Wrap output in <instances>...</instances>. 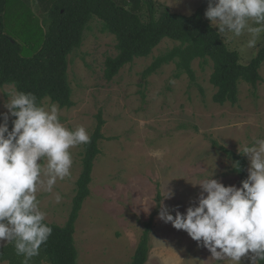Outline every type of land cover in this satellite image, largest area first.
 <instances>
[{
    "label": "rangeland",
    "instance_id": "obj_1",
    "mask_svg": "<svg viewBox=\"0 0 264 264\" xmlns=\"http://www.w3.org/2000/svg\"><path fill=\"white\" fill-rule=\"evenodd\" d=\"M56 1L8 0L5 31L22 44L23 54L32 55L41 47L48 13ZM114 1L144 19L148 16L146 0ZM154 1L159 11L167 6L173 12L187 15L204 2ZM223 38L231 49L239 52L241 62L248 63L262 45L264 34L251 49L245 46L247 35L233 37L229 33ZM178 44L173 39H164L149 56L136 58L108 80L104 75L105 62L108 56L117 53L116 38L103 30L100 19L94 18L85 30L82 45L68 58L73 106L61 107L50 98L44 100L45 107L51 103L58 105L60 120L69 129L82 125L91 136L99 116L104 121L91 194L76 222L79 264H131L145 223L150 221L153 228L147 264H216L206 248L184 230L163 222L158 214L161 205L170 210L178 206L182 214L196 205L202 191L197 183L203 179L241 186L233 171L235 161L215 142L240 153L255 139H264V63L256 93L250 84L242 82L238 103L219 104L213 99L216 87L210 81L211 60L192 62L195 82L186 73L177 76L174 62L145 75L156 57ZM16 91L13 85L0 86V113L7 112L4 105ZM70 151L73 158L70 177L57 180L51 193H37L46 220L60 225L67 222L72 209L84 144ZM154 152H162L163 157L151 155ZM166 192L174 193L173 197L165 199ZM56 193L62 197L60 203L55 202ZM171 214L175 216L174 211ZM0 264H9V260L0 257ZM241 264H249L247 257H242Z\"/></svg>",
    "mask_w": 264,
    "mask_h": 264
},
{
    "label": "clouds",
    "instance_id": "obj_2",
    "mask_svg": "<svg viewBox=\"0 0 264 264\" xmlns=\"http://www.w3.org/2000/svg\"><path fill=\"white\" fill-rule=\"evenodd\" d=\"M204 15L221 36L247 35L249 49L264 34V0H208ZM4 107L7 112L0 113V245L13 244L23 264H29L52 234L37 193H51L57 180L70 177V149L91 143V137L82 125L67 128L58 105L41 106L31 92H14ZM10 117H14L11 130ZM241 154L247 156L249 167L240 187L203 179L197 183L202 191L196 205L183 214L178 206L170 210L161 205L158 214L206 248L216 264H241L242 257L249 264L264 261V139L244 146ZM151 155L163 157L162 152ZM173 195L166 192L163 197ZM61 199L56 193L55 202Z\"/></svg>",
    "mask_w": 264,
    "mask_h": 264
},
{
    "label": "trees",
    "instance_id": "obj_3",
    "mask_svg": "<svg viewBox=\"0 0 264 264\" xmlns=\"http://www.w3.org/2000/svg\"><path fill=\"white\" fill-rule=\"evenodd\" d=\"M148 16L144 19L126 5L114 0H57L47 18V31L41 47L32 55L23 54V46L5 31V13L8 0H0V86L13 85L17 91L31 92L37 103L43 106L50 98L61 107L73 106L72 87L68 76L69 55L80 48L89 22L98 18L103 30L116 38L117 53L108 56L104 75L112 80L120 70L136 58L149 56L166 38L179 42L171 50L156 57L146 69L148 76L162 65L174 62L177 76L186 73L196 81L192 62L201 59L213 62L210 81L216 87L213 99L216 103L236 104L242 82L258 90L262 80L260 68L264 63V41L257 54L248 63H242L240 54L233 50L211 27L204 13L208 0L192 14L173 12L169 7L159 11L154 0H146ZM14 119V117H12ZM104 121L99 116L91 143L84 144L82 171L77 180V190L72 209L64 225L46 223L52 228L48 241L41 245L40 254L29 264H79V250L75 240L76 222L84 202L91 194L90 184L95 159L101 153L99 142L103 138ZM235 161L233 168L240 181L247 178L248 162L245 155L233 152L215 142ZM237 164L239 168H237ZM152 221L145 223L139 245L131 264H147L151 251ZM0 257L9 264H23V257L16 254L13 244L0 248ZM260 264H264L261 261Z\"/></svg>",
    "mask_w": 264,
    "mask_h": 264
}]
</instances>
